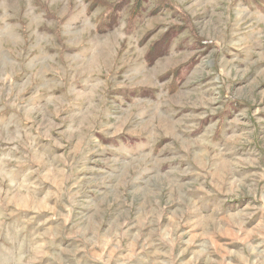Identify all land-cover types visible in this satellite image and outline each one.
<instances>
[{
	"label": "rangeland",
	"instance_id": "1",
	"mask_svg": "<svg viewBox=\"0 0 264 264\" xmlns=\"http://www.w3.org/2000/svg\"><path fill=\"white\" fill-rule=\"evenodd\" d=\"M0 264H264V0H0Z\"/></svg>",
	"mask_w": 264,
	"mask_h": 264
}]
</instances>
